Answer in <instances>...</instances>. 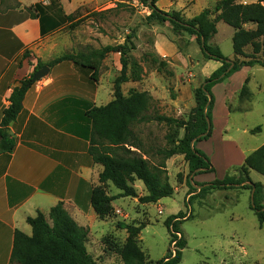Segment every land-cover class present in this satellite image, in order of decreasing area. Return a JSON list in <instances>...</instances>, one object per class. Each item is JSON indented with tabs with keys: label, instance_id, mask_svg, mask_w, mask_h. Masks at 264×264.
<instances>
[{
	"label": "rangeland",
	"instance_id": "1",
	"mask_svg": "<svg viewBox=\"0 0 264 264\" xmlns=\"http://www.w3.org/2000/svg\"><path fill=\"white\" fill-rule=\"evenodd\" d=\"M24 1L30 6L38 0ZM195 1L160 0L157 6L165 12L179 11L187 19L195 13L198 15L202 7L213 9L215 5V0H204L193 6ZM77 2L84 3L83 0ZM86 2L89 5L72 15L75 21L85 18L81 26L73 29L67 24L48 37L46 61L66 53H88L108 45L127 44L128 80L122 84V92L127 97L133 91L147 92L153 97L146 113L151 120L136 126L134 130L146 144L171 148L174 144H168V138L177 142L184 136V129L161 123L156 118L165 116L187 121L196 107V90L221 65L206 59L199 45L189 41L190 35L174 32L170 22L148 23L147 17L151 11L139 0ZM11 4L13 7L21 6L18 0H13ZM183 7L189 9L187 14L180 10ZM217 33L210 42L220 47L229 60H234V29L221 21L217 24ZM133 35L135 38L129 41L128 37ZM251 52V48H248L247 53ZM260 58L264 59V54ZM121 70L120 53L109 54L101 65L99 84L102 91L107 92L109 103L114 99L115 81L121 75ZM255 70L258 72L256 79L264 83V68L256 67ZM223 87L220 83L212 89L215 97L211 112L214 129L212 137L202 145L216 169L215 173L201 175L200 181L206 183L222 180L227 174V157L214 155L217 144L225 145L230 151H235L237 146L246 152L257 150L264 144V90L260 91L253 85L255 96L245 89L231 97L223 96L221 100ZM257 127L260 131L253 133ZM225 143H229L228 146ZM166 164L174 195L155 204H141L139 199L134 201L133 198L116 199L113 204L123 212L119 214L115 211L111 217L115 220L102 238L97 236L88 240V252L96 263L121 264L120 255L107 251L104 244V238L110 236L119 245H124L128 233L118 228L120 222L142 227L138 236L139 245L152 264L170 254L174 256L176 248L170 244L171 234L165 221L183 213L185 218L180 229L187 245L179 264H264V226H259L257 216L251 209L252 191L239 186L198 194L204 186L198 185L194 177V192L189 195L186 184L189 167L184 157L175 156ZM231 166L228 173L239 177L240 174L235 173L234 169L240 165L232 163ZM251 179L253 182H263L264 176L253 171ZM135 188L143 196L141 187ZM106 189L111 195L119 193L113 185H108ZM47 219L50 221L49 215Z\"/></svg>",
	"mask_w": 264,
	"mask_h": 264
},
{
	"label": "trees",
	"instance_id": "2",
	"mask_svg": "<svg viewBox=\"0 0 264 264\" xmlns=\"http://www.w3.org/2000/svg\"><path fill=\"white\" fill-rule=\"evenodd\" d=\"M150 11L148 23L170 22L176 33H187L196 37L203 56L209 61L220 63L205 83L196 90V107L187 121L172 117L158 116L159 122L184 129V136L172 141L168 138L171 148L146 144L135 132L134 128L148 123L146 113L149 110L153 97L147 92L133 91L129 96L122 92V84L127 82L128 63L126 60L127 44L106 46L99 50H90L88 53H66L49 63L39 62L35 72L44 66L53 67L63 62H70L84 70L87 76L99 82L100 68L103 61L111 53L121 54V75L116 79L114 99L106 106L92 107L86 112L91 123L90 154L96 164L102 166L99 175V185L91 192V205L101 220L111 218L115 209L112 203L117 198H138L141 204H155L164 198L174 195V187L170 183L167 161L175 156H183L189 167L186 178L188 194L194 192L193 178L201 174L215 173V167L210 158L196 145L208 141L213 134L212 110L215 105L213 87L224 82L243 67H264V0L255 3L243 4L240 0H216L213 9L207 8L197 16L186 19L181 12H165L158 8L160 0H139ZM41 8L40 4L29 8L30 15ZM65 20L75 29L82 25L85 18L73 20L66 16ZM224 22L234 29L233 50L234 60H229L222 53L220 47L210 41L217 34V24ZM246 25L255 28L247 29ZM46 32L43 28V33ZM135 36H129V41ZM134 44H132V48ZM251 48L252 52L247 53ZM34 72V74H35ZM32 74L29 78L20 81L10 97V105L2 112L0 123V155L11 153L16 147V141L11 135L9 126L16 121L22 109L27 92L36 84ZM247 91V88L242 89ZM260 128L252 132L257 133ZM239 177L227 173L224 179L215 180L204 186L199 193L212 189L227 190L241 186L253 193L251 209L257 216L259 226H264V185L253 182L250 173L256 171L264 176V144L248 155L244 163L235 167ZM182 181L180 176L179 178ZM141 181L146 189V195L138 196L135 183ZM111 183L121 191L118 196H111L106 187ZM248 183V184H246ZM50 221L45 214L39 212L35 217L27 219L32 228V236L16 231L14 247L11 255V264H97L88 252L87 243L89 230L80 226L64 208L63 203L57 204L49 213ZM185 218L183 213L172 216L165 221L171 234V245L175 243V255L158 261L156 264H179L182 261V251L187 242L183 238L180 224ZM118 228L126 230L128 237L124 245H119L112 237L106 236L104 244L107 251H115L121 257V264H152L139 245L138 236L141 226L129 225L123 222Z\"/></svg>",
	"mask_w": 264,
	"mask_h": 264
},
{
	"label": "crops",
	"instance_id": "3",
	"mask_svg": "<svg viewBox=\"0 0 264 264\" xmlns=\"http://www.w3.org/2000/svg\"><path fill=\"white\" fill-rule=\"evenodd\" d=\"M18 1L20 7H13V0H0V123L2 112L9 107L10 97L20 81L34 74L39 62H51L46 61L48 37L69 24L66 16L75 15L89 5L86 0H83L84 3L77 0H38L30 6L24 0ZM200 1L204 2L196 0L193 6ZM257 1L239 2L251 4ZM36 4H40L41 8L32 14L38 15V18L32 17L29 12V8ZM205 9L202 7L201 12ZM180 10L184 14L189 11L185 7ZM246 28L253 29L255 26L246 25ZM189 39L191 43L196 42L195 36L190 35ZM256 67L261 66L243 67L222 82L221 100L223 96L237 94L244 87L253 96L256 94L252 90L253 85L260 91L264 90V83L256 79ZM107 97L99 82H93L82 68L70 62L50 67L48 76L37 81L27 92L19 117L9 126L16 147L13 152L0 155V264H11L16 231L32 236L27 219L39 212L47 217L59 203L64 204L80 226L89 230V240L97 236L102 238L115 220L99 219L90 201L93 188L99 185L103 168L94 162L89 151L92 126L86 112L92 107L106 106L109 103ZM204 143L196 145L202 152ZM225 144L228 146L229 143ZM235 147V151H230L225 145L217 144L214 150V155L227 157V173L232 163L242 165L246 157L255 151L246 152ZM201 175L195 177L197 183L208 184L200 181ZM140 182L137 181L135 187L140 186L141 195H146V189ZM260 183L264 185V181ZM120 193L119 190L118 194L110 195L118 196ZM137 193L139 195L138 190ZM113 203L116 212H123Z\"/></svg>",
	"mask_w": 264,
	"mask_h": 264
},
{
	"label": "water",
	"instance_id": "4",
	"mask_svg": "<svg viewBox=\"0 0 264 264\" xmlns=\"http://www.w3.org/2000/svg\"><path fill=\"white\" fill-rule=\"evenodd\" d=\"M50 72V67L48 66H44L43 68H41L40 70H38L34 76H33V81H39V80H42L43 78L47 77L48 74ZM253 193L252 192V195H251V201L253 203Z\"/></svg>",
	"mask_w": 264,
	"mask_h": 264
},
{
	"label": "built area",
	"instance_id": "5",
	"mask_svg": "<svg viewBox=\"0 0 264 264\" xmlns=\"http://www.w3.org/2000/svg\"><path fill=\"white\" fill-rule=\"evenodd\" d=\"M117 213H119V214H120L121 212H120V211H117ZM173 244L175 245V243H173ZM173 244H172V245H173Z\"/></svg>",
	"mask_w": 264,
	"mask_h": 264
}]
</instances>
